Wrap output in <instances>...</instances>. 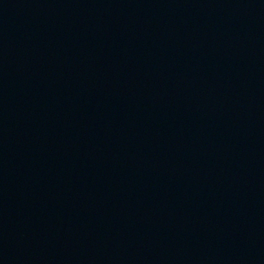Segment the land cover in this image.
I'll list each match as a JSON object with an SVG mask.
<instances>
[{
	"label": "water",
	"instance_id": "1",
	"mask_svg": "<svg viewBox=\"0 0 264 264\" xmlns=\"http://www.w3.org/2000/svg\"><path fill=\"white\" fill-rule=\"evenodd\" d=\"M0 264H264V0H0Z\"/></svg>",
	"mask_w": 264,
	"mask_h": 264
}]
</instances>
